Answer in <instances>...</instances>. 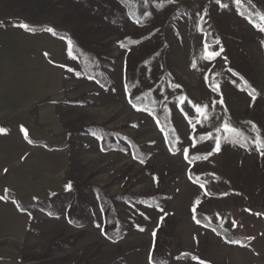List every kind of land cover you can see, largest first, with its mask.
Returning <instances> with one entry per match:
<instances>
[{
    "label": "rangeland",
    "instance_id": "1",
    "mask_svg": "<svg viewBox=\"0 0 264 264\" xmlns=\"http://www.w3.org/2000/svg\"><path fill=\"white\" fill-rule=\"evenodd\" d=\"M222 2L0 0V264H264V0Z\"/></svg>",
    "mask_w": 264,
    "mask_h": 264
},
{
    "label": "snow or ice",
    "instance_id": "2",
    "mask_svg": "<svg viewBox=\"0 0 264 264\" xmlns=\"http://www.w3.org/2000/svg\"><path fill=\"white\" fill-rule=\"evenodd\" d=\"M217 3L219 4V6L221 7V8H227L228 7V5L227 4H224L223 2H222V0H217ZM232 3L234 4V5H239L240 3H241V0H232ZM207 14V10H205V15ZM237 14H240L239 12L237 13ZM201 19H203V17H201ZM259 21L260 22H264V15H261L260 17H259ZM249 23H251L252 25H253V27H255V28H257V30L258 31H260V32H264V27H262L261 26V24L260 23H258L256 20H254V19H251V18H249ZM20 28H23V29H25V30H30L29 29V26L27 25V24H23V23H21V24H19L18 25ZM46 31H49V32H52L53 30L52 29H45ZM199 31H201V32H203V29H202V27H200L199 29H198ZM54 34V33H53ZM217 43H218V41H217ZM211 46L210 45H207L206 47H205V50H204V58L205 59H207V60H211V59H214L215 58V56L216 55H218V53H216V52H211V51H208V49L210 48ZM72 55H73V52H72V49H71V44H70V42H69V56H70V58L72 57ZM193 67H195V63L193 64ZM71 70V69H70ZM205 80H207V77H205ZM217 85H211V90L212 91H216L217 90ZM127 91H128V89H127V86L125 87V92L127 93ZM249 95L252 97V99L253 100H255V94H254V92H249ZM137 99L139 100V99H142L141 97H137ZM129 103H132V101L131 100H129ZM134 107H138V105H133ZM203 111V115L201 116V120H203V119H205L206 117H207V108L205 107V109H201L200 107H195V112L197 113V115H200L201 114V112ZM253 128H255V126L253 125ZM223 130H224V132L227 134V133H229V132H232V133H237L238 132V130L237 129H234V128H231L227 123H225L224 125H223ZM98 139H102V137H97ZM201 139V141L203 140V137H201L200 138ZM254 143H255V146H256V148H257V151H259L260 152V154L262 155V156H264V142H262L259 138H257L256 139V141H254ZM195 146V143L193 144V147ZM219 150V141H217V146H216V148L215 149H213V151H218ZM185 154H187V149H185ZM186 158H187V155H186ZM202 186V185H201ZM70 188H71V185L69 184L68 186H66V190H70ZM0 199H6V197H0ZM13 203H15V201H13ZM198 203V202H197ZM193 212H195V208H193ZM193 219H196V217L195 216H193ZM197 223H200V221H197ZM98 227H100L99 225H97ZM102 230V232H103V229H101ZM141 230H143V229H141ZM213 231H215V229H213ZM233 243H238V242H236V241H233ZM185 255H187V254H185ZM193 259H198V258H196V257H193ZM149 264H153V257H152V254L150 253L149 254ZM200 264H203V262H200Z\"/></svg>",
    "mask_w": 264,
    "mask_h": 264
},
{
    "label": "crops",
    "instance_id": "3",
    "mask_svg": "<svg viewBox=\"0 0 264 264\" xmlns=\"http://www.w3.org/2000/svg\"><path fill=\"white\" fill-rule=\"evenodd\" d=\"M30 30L32 29H39V31H36V32H31L29 31L28 33H30L31 35H35V34H39L41 32L44 31L43 28L41 27H31L29 28ZM19 34V37H25V35H22V33L20 32H16L15 34ZM49 34L52 35V37H55L57 39H59L60 41H63L64 42V55L66 56V45L68 44L67 41H65L66 39L65 38H60V37H56L53 33H50L48 32ZM58 34H64V33H58ZM8 41L10 42L11 38H7ZM10 39V40H9ZM55 42V41H54ZM56 44V42H55ZM30 47V49L28 48L29 51H26L27 53H29V56L31 57L33 55V41L30 42V44H28ZM10 47V44H8V42H4L3 45H2V49H1V52L3 53L2 54V57H0V100L2 99V96L3 94H6L5 93V90H3L2 86H3V83H5V88L6 90H9V85L10 87L14 86L13 85V79H12V75L14 73H12V69L15 68L16 66L14 65L15 63L13 62V55L11 56V51L10 49H8ZM23 52V51H21ZM5 79V80H4ZM8 97H10L11 95H8L6 94Z\"/></svg>",
    "mask_w": 264,
    "mask_h": 264
},
{
    "label": "trees",
    "instance_id": "4",
    "mask_svg": "<svg viewBox=\"0 0 264 264\" xmlns=\"http://www.w3.org/2000/svg\"><path fill=\"white\" fill-rule=\"evenodd\" d=\"M130 15H131V13H130ZM131 17L134 19L133 16H131ZM30 31H31V32H36V31H39V29H32V30H30ZM54 35H55L56 37L65 38V39L67 40V38H66V34H58V33H54ZM70 44H71V43H70ZM126 94H127L128 101H129V100L132 101L131 92H130V91H127ZM130 104L135 105V104L133 103V101H132V103H130ZM157 120H158V123L160 124L161 129L164 130V126L162 125L161 119L158 117ZM129 144H130V148H131V151H132V156H133V158H135V155H137L136 152H135V147H134V145H133L130 141H129ZM167 144H168L169 149L171 150V152H175V150L172 148V145H171V143H170L169 140L167 141ZM189 179H190L193 183H195V184L203 185L202 182L196 180V179L193 178L192 176H190ZM15 206L17 207V209H21L20 205H19L17 202H15ZM102 209L106 211V209H105V204H103V203H102ZM196 215H197V214H195L194 216H196ZM200 218H201V216H198V217H197L196 219H194V220H197V219H198V221H200V223H202L203 225H205V227L212 228V227H210V225L207 224L206 222L201 221L202 218H201V219H200ZM213 229H215V228L213 227ZM218 233L220 234V233H222V232H221V231H218ZM103 234H104V236H106V238H109V239H111V240H114V239L111 238L112 236H110V235L107 234L106 232H104ZM240 243H242V242H240ZM153 264H157V263H156L155 261H153Z\"/></svg>",
    "mask_w": 264,
    "mask_h": 264
}]
</instances>
